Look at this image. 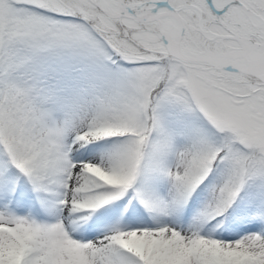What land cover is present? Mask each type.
<instances>
[{
	"label": "snow or ice",
	"instance_id": "6c2138e0",
	"mask_svg": "<svg viewBox=\"0 0 264 264\" xmlns=\"http://www.w3.org/2000/svg\"><path fill=\"white\" fill-rule=\"evenodd\" d=\"M0 264H264V0H0Z\"/></svg>",
	"mask_w": 264,
	"mask_h": 264
}]
</instances>
